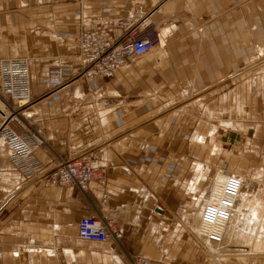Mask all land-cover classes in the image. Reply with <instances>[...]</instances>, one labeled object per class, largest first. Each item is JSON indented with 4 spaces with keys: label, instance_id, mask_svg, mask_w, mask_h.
<instances>
[{
    "label": "crops",
    "instance_id": "0c3cea01",
    "mask_svg": "<svg viewBox=\"0 0 264 264\" xmlns=\"http://www.w3.org/2000/svg\"><path fill=\"white\" fill-rule=\"evenodd\" d=\"M132 14L138 30L153 37L147 53L108 79L70 77L57 89L43 82L57 62L80 67V22ZM1 47L23 51L0 57L29 58L31 101L12 126L44 138L33 150L39 168L91 152L106 181H92L85 191L31 184L0 139V264H70V257L89 255L88 244L100 242L77 233L88 214L129 216L145 226L157 214L165 218L163 208H181L176 212L187 231L205 239V200L231 190L259 195L264 223L263 188L248 192L243 184L260 185L247 176L264 178V0H0ZM235 133L243 136L237 144L243 152L231 151L238 147L230 146L240 137ZM220 167L240 175H212ZM188 199L193 213L185 210ZM259 230L258 242L245 251H235L232 239L209 248L264 264ZM147 234L136 229L132 238ZM128 259L109 251L96 264Z\"/></svg>",
    "mask_w": 264,
    "mask_h": 264
},
{
    "label": "built area",
    "instance_id": "2783aa9c",
    "mask_svg": "<svg viewBox=\"0 0 264 264\" xmlns=\"http://www.w3.org/2000/svg\"><path fill=\"white\" fill-rule=\"evenodd\" d=\"M136 16L101 18L90 22H80L77 42L80 67L72 70L66 62H57L42 77L51 89L64 86L66 78L81 77L86 81L96 78H111L115 71L133 63L147 53L154 45L151 34H142L134 23ZM114 30H118L116 35ZM29 58L13 56L0 57V103L4 105L0 118V139L8 151L10 163L29 183L45 182L64 187L77 186L85 191L92 181L104 185V171L95 165L96 156L84 153L41 170L33 157V150L45 143L44 138L34 130L18 132L12 126L22 108L31 101ZM4 96L8 98V105ZM232 216L230 204L224 199L207 202L201 212V221L206 226L226 221ZM78 237L95 242L121 240L122 227L114 225L104 214H88L78 221ZM205 240L219 243L222 235L214 230L205 233ZM125 264H152L144 255L130 257Z\"/></svg>",
    "mask_w": 264,
    "mask_h": 264
},
{
    "label": "rangeland",
    "instance_id": "374dc122",
    "mask_svg": "<svg viewBox=\"0 0 264 264\" xmlns=\"http://www.w3.org/2000/svg\"><path fill=\"white\" fill-rule=\"evenodd\" d=\"M78 32L76 33L77 37ZM70 37V35H68ZM2 50L0 52H4L5 54H11L18 55L23 50L19 48H13V49H6V47H1ZM27 54V50L26 53ZM5 99V98H4ZM8 105L10 104V101H7L5 99ZM1 108V106H0ZM15 122V121H14ZM240 133L236 134L234 136V139H237ZM240 138V137H239ZM239 141V139H238ZM235 140L231 142L230 146L233 147L236 143ZM208 142L212 144L214 142L213 138H208ZM227 145V143H226ZM229 145V143H228ZM238 146V145H237ZM244 148L242 146H238L235 149L231 148V151L234 152H243ZM227 162V161H226ZM228 163V162H227ZM229 165V163H228ZM230 171L223 170L221 167L217 169L212 175H214L216 172L224 173L225 175H232V174H238V173H232L231 169H228ZM240 175V174H238ZM243 176V175H241ZM245 177V176H243ZM212 178V177H211ZM247 179H252L253 181H257L260 183L251 184L248 186V181L244 180V188L247 189L248 192H253L255 190V187H262L264 190V178L262 180H259V178L254 177H245ZM239 179V178H238ZM254 185V186H253ZM263 199H264V191L262 193ZM190 199H188V203L186 205V209L188 212H194L196 209H188L190 207ZM200 202V199H199ZM199 204V203H198ZM164 209V210H163ZM162 212L163 214H166L167 216L164 218L160 217L159 214L156 215L153 220H151L150 223L147 225H136L132 224L131 221L133 218L128 216L127 220L122 221L118 217H113L111 214L106 217L110 218L112 220L113 224L120 226L122 225L123 229V238L122 240H115V241H109L110 244H100V243H94V244H88L87 246V252L90 254H86L85 256H75L70 257V264H96L103 261H100V258L106 257V253L110 252H116L117 254H120L123 258H130L133 257L136 254H144L150 258L154 259V264H247L240 261V258L242 256H230L234 254H227L226 252H218L215 253L213 250H210V242L206 241L205 239H201L197 232L195 231L194 234L189 233L186 228V225L184 222L181 221L180 215L178 210L176 209H169V208H163ZM102 214V213H101ZM97 214V215H101ZM199 225V224H198ZM121 227V226H120ZM201 227V226H200ZM135 228V229H134ZM138 229L139 232L142 229L143 232L148 233L147 239H143L142 241H137L132 238V232ZM228 243H218L219 248L222 246H227ZM165 247V248H164ZM260 247H257L256 249H253V252H257V250ZM187 249V253L185 252ZM86 253V252H85ZM188 254V255H185ZM240 261V262H239Z\"/></svg>",
    "mask_w": 264,
    "mask_h": 264
},
{
    "label": "bare ground",
    "instance_id": "6f19581e",
    "mask_svg": "<svg viewBox=\"0 0 264 264\" xmlns=\"http://www.w3.org/2000/svg\"><path fill=\"white\" fill-rule=\"evenodd\" d=\"M0 106H1L0 116H2L4 113L3 112L4 105L2 103H0ZM240 135L241 136L239 138L238 143L233 145V147L242 141L243 136H242V134H240ZM218 184H220V183H218ZM222 184H224V183H222ZM225 186H227V185H225ZM208 196H209V194H208ZM215 199H218V198L209 199L207 197L204 205L207 202H209L211 200H215ZM219 199L227 200L230 204L231 211H232V216L229 219L230 222L226 226H219L218 231L213 229V227L216 226V224L224 222V221L216 222L212 226H206L205 225L206 231L203 234L204 237H205V233L208 230L217 231L222 235V241L224 243L229 242V240L232 239V243H234L233 246H235V251H245V249H248L252 245L256 244L258 241H255L254 237L257 236V232L259 229L264 230V223L261 220L263 210L260 209V206L258 203V201L260 199L259 195L248 196V195H244L243 193H238L237 191L235 192V191L231 190L227 196H224V195H223V197L220 196ZM202 209H203V207H202ZM202 209H201V212H202ZM200 215H201V213H200ZM200 218H201V216H200ZM221 242H219V243H221ZM212 249L216 250V248H212Z\"/></svg>",
    "mask_w": 264,
    "mask_h": 264
}]
</instances>
